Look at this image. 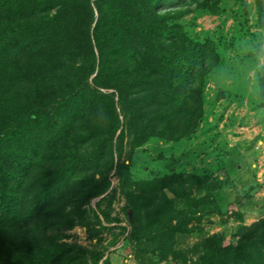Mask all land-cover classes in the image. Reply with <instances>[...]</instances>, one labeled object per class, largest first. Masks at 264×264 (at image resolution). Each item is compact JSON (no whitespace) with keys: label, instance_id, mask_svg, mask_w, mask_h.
<instances>
[{"label":"trees","instance_id":"1","mask_svg":"<svg viewBox=\"0 0 264 264\" xmlns=\"http://www.w3.org/2000/svg\"><path fill=\"white\" fill-rule=\"evenodd\" d=\"M219 1L0 0V264H78L66 244L19 236L63 220L72 226L75 208L109 186L106 160L113 141L120 151L125 127L134 147L195 133L204 82L219 58L212 42H196L171 22L186 5L217 14ZM256 4L264 25V0ZM256 75L264 91V64ZM120 168L122 190L137 193L127 194L132 239L145 263L153 254L184 263L168 244L193 218L162 194H176L184 181L138 180ZM182 197L189 208L199 204ZM238 235L223 248L207 240L198 264H264V220Z\"/></svg>","mask_w":264,"mask_h":264},{"label":"rangeland","instance_id":"2","mask_svg":"<svg viewBox=\"0 0 264 264\" xmlns=\"http://www.w3.org/2000/svg\"><path fill=\"white\" fill-rule=\"evenodd\" d=\"M217 7V14L193 5L179 7L183 13L171 22L181 25L196 42H212L219 58L204 82L202 118L195 133L180 141L151 139L134 147L125 127L120 151L113 141L106 160L109 186L104 193L75 208L70 228L66 229L65 220L43 234L27 227L20 243L44 237L66 244L78 264L81 255L83 264H93L91 254L96 264L106 260L108 264H180L181 259L162 262L157 254L145 263L148 255L140 253L132 239L135 224L129 196L137 193L129 187L122 190V164L138 180L184 181L175 184L182 186L176 194L162 190L176 209L193 218L189 232L168 244L179 251V258L185 256L181 264H198L207 240L215 238L222 248L234 245L243 228L264 220V91L259 90L256 75L264 64V25L258 21L256 0H220ZM130 191L134 193L128 196ZM184 192L198 206H185ZM233 214H240L241 220Z\"/></svg>","mask_w":264,"mask_h":264}]
</instances>
